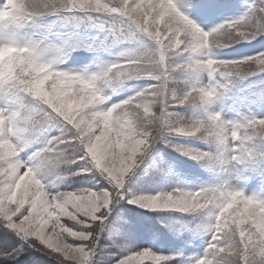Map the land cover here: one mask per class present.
<instances>
[{
	"label": "snow or ice",
	"instance_id": "1",
	"mask_svg": "<svg viewBox=\"0 0 264 264\" xmlns=\"http://www.w3.org/2000/svg\"><path fill=\"white\" fill-rule=\"evenodd\" d=\"M26 250L264 264V0H0V264Z\"/></svg>",
	"mask_w": 264,
	"mask_h": 264
},
{
	"label": "rangeland",
	"instance_id": "2",
	"mask_svg": "<svg viewBox=\"0 0 264 264\" xmlns=\"http://www.w3.org/2000/svg\"><path fill=\"white\" fill-rule=\"evenodd\" d=\"M235 2L236 3H241L242 0H235ZM70 22H72V25H75L76 22H80V19L79 18L74 19L71 16H69V17L65 18L64 20L59 21L58 22V27H64L65 25H69ZM85 22H88V21H85ZM91 23H94V24H105L106 21L103 18H101L99 20H94ZM95 29H97L98 32H96ZM94 30H95V32H94ZM93 32L94 33H99L101 36L104 34L103 30L99 29V28H94ZM252 90H255V89H252ZM249 91H251V90H249ZM247 94H248L247 91L237 92L235 94L234 98H233V101L230 102V103H232L234 107H240L241 104H242V97L246 96ZM70 184H71L72 188L87 186V182L86 181H82L81 178H79V177H74L73 180L70 181ZM63 186L64 185H60V190H65V189H62ZM68 190H71V189H68ZM164 244H168V243L164 242ZM164 248H166L169 251L170 245L168 244V245L163 246V251L166 252L164 250ZM27 251H31V250H27ZM22 258H23V256H21L19 260H21ZM42 259H43L42 264L54 263L53 261L49 260V258L46 257V256H45V258H42ZM19 260L16 261L15 264H18V262H20Z\"/></svg>",
	"mask_w": 264,
	"mask_h": 264
}]
</instances>
